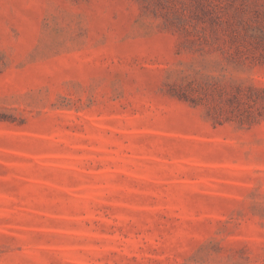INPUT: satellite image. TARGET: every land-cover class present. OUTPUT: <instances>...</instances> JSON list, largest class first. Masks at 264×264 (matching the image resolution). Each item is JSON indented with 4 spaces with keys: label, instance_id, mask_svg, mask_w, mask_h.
I'll return each mask as SVG.
<instances>
[{
    "label": "rangeland",
    "instance_id": "1",
    "mask_svg": "<svg viewBox=\"0 0 264 264\" xmlns=\"http://www.w3.org/2000/svg\"><path fill=\"white\" fill-rule=\"evenodd\" d=\"M0 264H264V0H0Z\"/></svg>",
    "mask_w": 264,
    "mask_h": 264
}]
</instances>
